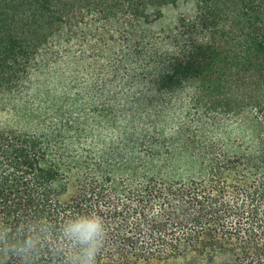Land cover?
<instances>
[{"label":"trees","instance_id":"16d2710c","mask_svg":"<svg viewBox=\"0 0 264 264\" xmlns=\"http://www.w3.org/2000/svg\"><path fill=\"white\" fill-rule=\"evenodd\" d=\"M88 213L97 264H264V0H0V225Z\"/></svg>","mask_w":264,"mask_h":264},{"label":"clouds","instance_id":"9594fccd","mask_svg":"<svg viewBox=\"0 0 264 264\" xmlns=\"http://www.w3.org/2000/svg\"><path fill=\"white\" fill-rule=\"evenodd\" d=\"M106 238L105 223L95 213L75 215L58 225L34 218L16 236L0 225V264H40L45 253L57 264H97Z\"/></svg>","mask_w":264,"mask_h":264}]
</instances>
